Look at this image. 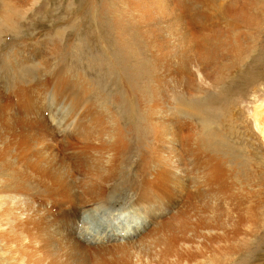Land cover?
Segmentation results:
<instances>
[{
  "label": "bare ground",
  "instance_id": "obj_1",
  "mask_svg": "<svg viewBox=\"0 0 264 264\" xmlns=\"http://www.w3.org/2000/svg\"><path fill=\"white\" fill-rule=\"evenodd\" d=\"M193 1L196 5L188 7L185 0H132L144 14L143 24L149 21L140 39L152 53L150 76L145 67L140 71L141 67H131L121 58L125 71L122 67L120 73L113 72L115 67L108 73L104 64L96 65L94 88L79 74L69 82L59 71L43 82L38 63L25 69L35 80L30 76L26 84L11 83L6 94L0 93V175L10 176L4 182L0 178V195L9 196L6 205L11 210L4 228L22 238L13 250L23 264H90L95 259L90 255L99 253L100 258L107 254L112 259L104 264H224L220 256L235 255L232 246L246 248L241 235L258 233L259 223L264 222L260 213L264 207V53L255 45L243 62L246 68L235 79L220 82L217 76L220 64L243 52L242 31L263 35L264 25L255 21L249 0L229 6L222 0ZM217 2L219 9L208 13L207 6ZM9 17L7 21L12 20ZM116 34L115 45H135L134 40ZM98 38L70 44L102 51L97 58L114 66L110 52L101 50L102 42H86ZM131 50L135 48L128 50L132 58L143 61ZM27 55L31 56L20 53L23 62L30 60ZM143 77L149 85L141 82ZM172 82L175 90L170 89ZM242 89L249 99L237 98L235 103L244 115L239 123L248 133L227 129L226 102L198 113L207 101H218L220 92L232 95ZM209 91L217 98L210 94L195 101V95ZM43 108L53 110L49 118ZM18 109L24 114V125L10 112ZM246 134L256 146L255 154L261 153L259 161L242 156L240 145ZM131 158L134 166L125 174ZM33 183L43 189L40 196L51 198L48 203L64 208L58 223L63 229L51 223L48 203L25 198L33 190L26 187L34 188ZM237 184L255 189L242 192ZM226 202L235 214L232 229L224 220ZM4 205L0 202V219ZM102 238L105 246L96 245Z\"/></svg>",
  "mask_w": 264,
  "mask_h": 264
},
{
  "label": "rangeland",
  "instance_id": "obj_2",
  "mask_svg": "<svg viewBox=\"0 0 264 264\" xmlns=\"http://www.w3.org/2000/svg\"><path fill=\"white\" fill-rule=\"evenodd\" d=\"M236 1H239V0H222V3H224L226 6H229V5L234 4ZM249 1H250L251 9L256 14V20L255 21L256 22L258 21V23L264 25V0H252V1L249 0ZM188 2H189V4H188ZM185 3L187 4L188 7H191L192 3H193L192 7L196 5L193 0H187V1L185 0ZM228 3H230V4H228ZM216 4H217V6H216ZM216 4H215V6L214 5H208L207 6L208 10L204 9L205 8L204 5H201V6L199 5L196 7L199 10L203 9L204 12H206V10H207L208 13H209V11H210V13H212L213 11L219 9V3L217 2ZM2 5H3V7H2ZM172 6L175 7L176 4H172ZM212 9H214V10H212ZM140 10H141V8H136V6L133 4L132 0H12L11 2H10V0H0V28H2V29H0V31H1V33H0V68L4 66V68L2 70L0 69V93L6 94L8 91V88L11 87V86H9V85H11V83H15V82L23 83L24 82V84H26L29 82L30 76H33L32 80H35L34 74L29 75L28 72H25V69L29 65L38 64V63H41V64L44 63L42 65L38 64V66H37L40 68V72H39V73H41V74H39V77L41 78L40 80H43V82L49 81L47 75H52V73L59 71L60 76L63 77L64 79L68 78L67 80L69 82L76 81L77 77L80 76L86 85L89 83L94 88L96 86L95 85L96 84V82H95L96 78L93 77V74H97V72L99 71L98 69H96L97 68L96 65H98L100 68H102L101 66L104 64V68L106 69V67H107L106 70L108 73H110V71L112 73V70L115 67L113 72L116 71V72L120 73V72H122V70L125 71V67L122 64L121 58L122 59L125 58L127 63L129 65H131V67H135V64L139 68L138 70H140V67H141V69H143V70H140V71H145V69H144V67H145L147 76H150L151 68H152L151 67L152 65H150L151 64L150 61H153L152 57H151L152 53L149 52L150 51L149 49L147 51L144 48L143 45L147 44L145 42V40L143 38L140 39L142 37L143 33L147 30V28H145L144 26H145V24L148 25L149 21L145 22V24H143L144 14H142ZM7 16H10L8 19H12L11 21L9 20L10 22L6 20ZM6 22H9V23H6ZM112 23L117 26V27H115L117 29L116 31H113L115 29L113 28L114 25H112ZM108 24L111 26H109ZM151 24H153V23L151 22ZM138 29L142 32H140ZM115 32L118 33V35L122 36V38H124L122 40H125V41H129L128 39H130V41L134 40L135 45H137V46H135V45L131 46V48H133V49L135 48V50H131V52L133 51L132 53L134 54V57L136 55H138L140 58L142 57L143 59L142 58L141 59L144 62L143 61L138 62V60L131 57L132 54L131 55L128 54L129 53L128 50L130 51V49H131L129 47V44H126L128 46H126V45L125 46H121V45L118 46L119 44L115 45V41L117 42V37H116L117 34ZM242 33L244 34V35L242 34V38H243L242 39V46L244 49L243 52L239 55H233L232 59H230V61L229 60L227 61L228 64L226 63L228 66H226V64H224V63L220 64L221 66L219 67L220 71H219L218 76H220L221 72H222V74H221V77L217 76V78L219 79L217 81L223 82L224 79H227L224 81V82H227L231 79H235L237 77L238 73H240L241 71H243L246 68V64H244L243 62L245 61L246 57L252 53V51H253L252 49L255 45H257L256 49L259 52L264 53V34L261 35V34L257 33V36H253L251 34V32L249 33L247 31H242ZM100 35H101L102 39H100L101 38ZM130 35H131V37H130ZM140 35H141V37H140ZM230 35H228V37L232 38L235 36L232 34H230ZM92 36L99 37L98 41H97V39L95 41L88 39L86 42H90V43H88L89 45L93 42H94V44L102 42V46H100V48L102 47L101 50H103L104 53L106 51L108 53L110 52L109 55L112 56L111 57L112 59H114V63H115L114 66L111 67L110 64L106 66L105 63L108 61L104 62V59H103V62H101L100 58H97V55L102 56L101 55L102 51H99L96 49L92 50L89 48L86 49L85 45H82V46L78 45V46H80L79 49L76 47L73 48V44H70L71 42L75 44V42H77L83 38H86V37L91 38ZM206 36H208V35H206ZM151 37H152V35L149 34V45H150L151 51L154 52V48H153L154 42L152 40H150ZM115 38H116V40H115ZM69 40H71V41H69ZM109 41H111V42H109ZM141 41L143 42V44L141 43ZM112 42H114V43H112ZM68 44L70 46H68ZM104 44H106L109 49L107 47H105ZM141 44H142V46H141ZM54 45L56 48H53ZM86 45H87V43H86ZM92 46H93V44H92ZM125 47L128 50L124 49ZM140 47L142 48V50ZM22 52L24 54L28 53L31 55V56L27 55L28 57H30V60H31V61L30 60L28 61L29 63L23 62V60H22L23 58L22 59L20 58L21 57L20 53H22ZM110 56H109V60H112V59H110ZM53 58L55 60H53ZM7 59H8V61H7ZM133 59H135L136 61ZM149 59H150V61H149ZM125 60H123V61H125ZM147 60H148V63L145 64V62H147ZM5 61L7 62L9 68L5 67L6 66L4 64ZM32 61H33V63H31ZM17 62L19 63V65ZM98 62H100L99 63L100 65L98 64ZM142 62H143V64H142ZM149 62H150V64H149ZM45 63L47 66L45 65ZM120 63H121V65H120ZM242 63H243V65H242ZM2 64H4V65H2ZM147 65H149V67ZM46 67H49V68L45 69ZM122 67H123V69H122ZM15 68H17L18 70ZM135 69L136 68H134V70ZM240 69H242V70H240ZM47 70H49V71H47ZM94 70H95V72H94ZM152 71H153V69H152ZM14 72H16V73H14ZM17 72H18V75H17ZM22 73H23V75H22ZM78 74H79V76H78ZM234 74H236V75H234ZM26 75L28 77H24ZM223 75H224V77L222 78ZM230 75H233V77ZM135 76H137L136 73H135ZM227 76H229V77H227ZM95 77H96V75H95ZM24 78H25V81H23ZM16 80H18V81H16ZM140 80H141V82L148 83V85H149L147 77L140 78ZM220 84H222V83H220ZM173 87H174V82H172L170 89L175 90ZM149 88H150V90H153V89H151V86ZM105 92H106V90L103 89V91H101L100 93H101V95H103V93H105ZM145 92H148V91L145 89ZM247 92L248 91H244L243 89L232 92V95H225L224 93L220 92V94H222V96L217 98L218 95L212 94L209 91V92H207V94L205 93L203 96L195 95L194 99L197 97L199 99H204L205 97H207L205 95L209 96L210 94L212 97H215L218 99V101H216V102L214 101V103L212 102V100L207 101L205 103V106H203L202 108H200L198 110L199 114L203 113V110H205V111L210 110L209 106H211V105H215V107H216V106L221 105L222 101L226 102V105L224 107L225 110L223 108V115L225 118V115L227 114L226 118H225L228 121L227 129H235L234 131H236V132L237 131L242 132L245 130L247 131V129H245V127H243L244 126L243 122L239 123V121H244V119H243L244 115H243L242 110H240L239 105L237 106V103H235V102H237L235 100L242 99V98L249 99V97H247V95L249 93H247ZM236 93H238V94H236ZM152 101H153V98L150 100V102H152ZM195 101H196V99H195ZM195 104H197V103H195ZM5 105L9 108L8 104H5ZM12 110H13V108H12ZM12 110L10 112L14 115L15 119L19 120L24 125L25 119H24L23 112L20 109H18L16 112H13ZM41 110H42L43 115L47 116V118H49V111L53 112V110H50V108H47V109L43 108ZM235 111H236V113H235ZM238 111H241V112H238ZM55 117H57V116L55 115ZM195 123H194V125H196ZM234 123L236 124V126ZM225 125L226 124H224L223 126L225 127ZM241 125H243V126H241ZM24 129H25V126H24ZM24 129H20L22 131L23 135L26 134ZM247 133H248V131H247ZM244 137H245V140H243L242 145H240L244 149L242 156L244 157V155H245V156H248L251 158L254 157L256 161H259V159H261V153L258 151V154H255L256 146L252 147L250 138L247 137V134ZM255 144H256V142H255ZM257 147H258V149L260 148L259 145H257ZM129 161H131V165H130L129 169H126V171L124 170L125 174L128 173L131 170V168H133V166H134L133 165V161H134L133 158H131ZM254 171H256V170H254ZM21 175H27V174L26 173L24 174V172H23V174H21ZM0 178H1V182H4V179L10 178V176L7 174L6 175H0ZM29 185H31V183H29ZM236 188L241 189L242 192H249V191L252 192L253 189H255V188H253V186H245V185L240 186L239 184H237ZM26 189L27 190L33 189L32 191H29V194L28 193L24 194L27 201H29L30 198L33 197L34 202H37V203L40 202L41 204H44V202H45V204H46V203H48L46 200L51 199V198H47V196H43V197L40 196L41 191L43 189L41 187L37 186L36 184H34V188L32 186H28V187H26ZM0 197H2V198H0V202L5 203V205H4L5 210L3 213L4 216L2 217L3 222H1L2 218L0 219V224H2L1 226L3 227V228L0 227V233L4 229L7 230L3 234L0 235V264H1V262L5 263V264H23L21 261L18 260L19 256L17 254H15L14 250H13L16 247H18L20 239L22 240V238L15 234V232H16L15 230L4 228L5 219H6L5 217H7L9 215V213L11 212L8 205H6V203L8 202L9 196L8 195H5V196L0 195ZM244 202L246 203L247 201H244ZM210 203L211 202H207L208 207L211 206ZM212 203H213V205L211 206V210L215 211V208H216L215 204L216 203H215V201H212ZM48 205L49 206H47V208L50 209L51 223L60 227L58 223H59V220H61L60 215H62L63 213L61 214V212H59V211L63 212L64 208H63V210L57 209L56 208L57 206L54 205L52 202H49ZM227 207H228V202H226L224 205V214H225L224 220L229 225L228 229H232L233 226L230 224V220L233 216H235V214L231 211H228ZM53 209H54L55 213H54ZM245 212L246 211H243V214L246 215ZM260 213H264V207L262 208V211H260ZM259 226H261V228L258 229V233H252V234H254L253 236L249 237L250 236L249 233L247 235H243V237L241 235L240 240L242 242L245 241L247 243L245 249L241 248V250L240 249L238 250L237 247L240 244H236V243L231 244V246L236 244L235 246H232L233 250L235 249L236 254L232 255L231 257H228L227 255H225L226 257H224V255L220 256L221 260L226 261V263L224 261V264H264V222L259 223ZM246 227L250 228V225L246 226ZM60 228L63 229V227H60ZM254 228L255 227H252V229H254ZM78 230H79V228L76 229V232ZM246 230H247V228H246ZM120 242H122V241L120 240ZM92 244H94V243H92ZM105 244H106V241L103 238L101 239L100 242H96V245H104L105 246ZM91 246L94 247V245H91ZM90 256H92V259L95 258L90 264H104V262L109 263L112 260L111 257L109 258V255H107V254L104 255V257H102V258H100V257L103 255L100 253L96 254L95 257H93V255H90ZM90 256L88 257V260L90 259ZM105 259L106 260L109 259V261L107 260L108 262H106ZM229 259H231V260H229ZM24 263H26L25 260H24Z\"/></svg>",
  "mask_w": 264,
  "mask_h": 264
}]
</instances>
